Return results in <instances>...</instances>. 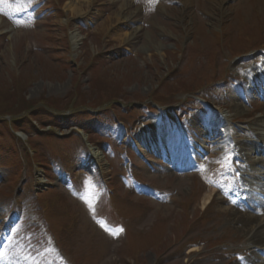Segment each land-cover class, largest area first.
Wrapping results in <instances>:
<instances>
[{
    "label": "rangeland",
    "instance_id": "rangeland-1",
    "mask_svg": "<svg viewBox=\"0 0 264 264\" xmlns=\"http://www.w3.org/2000/svg\"><path fill=\"white\" fill-rule=\"evenodd\" d=\"M257 121L264 0H0V264L262 263Z\"/></svg>",
    "mask_w": 264,
    "mask_h": 264
},
{
    "label": "bare ground",
    "instance_id": "bare-ground-1",
    "mask_svg": "<svg viewBox=\"0 0 264 264\" xmlns=\"http://www.w3.org/2000/svg\"><path fill=\"white\" fill-rule=\"evenodd\" d=\"M125 3L120 7V12L117 15V18L119 20H126V18H129L122 15L123 10H125ZM75 12H77V9H74ZM126 17V18H125ZM135 37V32L131 33L129 35V39L134 38ZM128 39V40H129ZM81 38L79 36H77L76 34L72 35L71 37V41L73 44V47L77 46L80 42ZM232 111H237V107H232L231 108ZM226 121V119H225ZM255 125V133L254 131H252L254 133V136L256 135L257 139H264V122L261 121H257L254 123ZM211 136L213 137V142H217L218 144L225 142L227 139V135H220L217 131H213L211 133ZM262 142V140H261ZM247 145V146H246ZM234 148H238V150L241 151L242 149V153L241 155L244 157L246 154V152H253V153H262L264 155V149L261 146H258L256 144H246L245 142H241L239 144H237V146H235ZM241 148V149H240ZM246 148V150H245ZM101 155L98 152H94L92 153V157L96 160H99ZM252 163V162H251ZM248 172V171H247ZM248 175V174H247ZM249 177H254V178H258L260 181L264 180V173L262 174H254V172H251V175ZM212 197V192L207 193L205 196H203L202 199V205L204 206V208L206 207V205L210 202ZM221 202H224L221 199ZM252 205L256 206L257 208L259 207V205L254 204V202L252 203ZM221 215L229 217V220L232 219L235 221H237V224L239 225V231L243 233V235L246 234V236L249 238L248 241H246V245L251 246V248H255L256 246H259V244L262 246H264V218H257V217H252V216H243L244 214L240 213V212H234V211H228L227 209H223L221 211ZM226 219V218H225ZM248 243V244H247ZM245 245V244H244ZM264 250V249H263ZM264 264V263H263Z\"/></svg>",
    "mask_w": 264,
    "mask_h": 264
}]
</instances>
